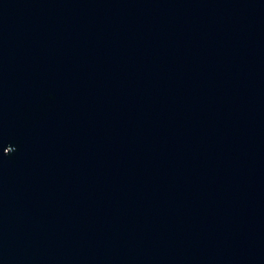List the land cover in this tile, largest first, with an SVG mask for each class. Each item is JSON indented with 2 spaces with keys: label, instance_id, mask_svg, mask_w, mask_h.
<instances>
[{
  "label": "water",
  "instance_id": "water-1",
  "mask_svg": "<svg viewBox=\"0 0 264 264\" xmlns=\"http://www.w3.org/2000/svg\"><path fill=\"white\" fill-rule=\"evenodd\" d=\"M0 264H264V0H0Z\"/></svg>",
  "mask_w": 264,
  "mask_h": 264
}]
</instances>
